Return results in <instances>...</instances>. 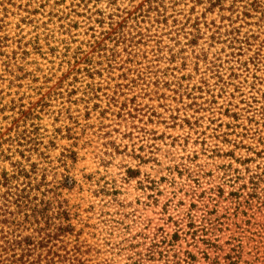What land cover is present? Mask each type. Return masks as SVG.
<instances>
[{"label":"rangeland","instance_id":"obj_1","mask_svg":"<svg viewBox=\"0 0 264 264\" xmlns=\"http://www.w3.org/2000/svg\"><path fill=\"white\" fill-rule=\"evenodd\" d=\"M245 1L0 0V190L50 208L12 236L49 233L65 264H264V67L238 70L259 41L230 42L264 38Z\"/></svg>","mask_w":264,"mask_h":264},{"label":"trees","instance_id":"obj_2","mask_svg":"<svg viewBox=\"0 0 264 264\" xmlns=\"http://www.w3.org/2000/svg\"><path fill=\"white\" fill-rule=\"evenodd\" d=\"M239 1L242 2L244 0ZM245 5L249 8L250 11L254 13H261V18H264V0H248L245 1ZM245 14L246 16H250L248 15V13ZM235 33L236 30L233 29L231 31V34L234 35V37L230 39V42L233 46L235 44L238 45V53L235 55V57L240 58L244 56V51L246 50L245 46H250L249 42L251 40L253 42L255 40L260 42L259 49L254 51L253 55L249 57L248 61L246 60L243 63H239L240 69H238L249 72V65H251V69L254 70V72H258L259 70H261V67H264V65L262 64V62L264 61V38L262 40H259L260 36L263 33L246 36L244 42H242L241 39H239L237 35H235ZM232 48L234 49V47ZM229 77L232 78V80L239 79V76L234 73L230 74ZM218 78L219 82L223 83L222 78ZM254 80H257V78L255 77ZM199 90H202V88H199ZM137 172L129 170V177H132V174H138ZM7 181V174L4 172L2 173L0 178V185L3 186L7 183ZM261 185H264V172L256 173L250 178V188L253 189L254 192L256 189H260ZM10 190L11 189H5L3 193H1L0 190V264H65L63 257L52 250L55 245L53 244L50 248L48 247L50 241H55L53 236H51L49 233H43L37 238H21L16 235L12 236V233L10 232V226H12V223L16 218L20 216V214H24L25 219L31 218L37 220L39 216H41V218L47 216L46 214L50 208L49 206H44V208L38 209L37 205L31 206L32 203L31 201H29L28 195L25 194V189H14L15 192H12ZM12 208H15L16 210H12ZM22 211H29L31 215L28 216L27 213H22ZM64 230L66 232L72 231V228H70V226H67ZM39 234L41 233L39 232ZM176 238L177 235L175 234L173 239L175 240ZM162 243H164V241H162ZM47 247V251L45 253H41V250H46ZM159 247L160 246L158 245V243L152 244V250H155ZM154 252L155 251H151V253ZM187 256L188 258L192 259V255L187 254ZM172 264H180V261H173ZM226 264H236V262L231 257H228Z\"/></svg>","mask_w":264,"mask_h":264}]
</instances>
